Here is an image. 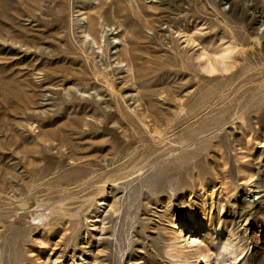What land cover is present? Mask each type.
I'll return each mask as SVG.
<instances>
[{
  "label": "rangeland",
  "instance_id": "rangeland-1",
  "mask_svg": "<svg viewBox=\"0 0 264 264\" xmlns=\"http://www.w3.org/2000/svg\"><path fill=\"white\" fill-rule=\"evenodd\" d=\"M0 264H264V0H0Z\"/></svg>",
  "mask_w": 264,
  "mask_h": 264
},
{
  "label": "bare ground",
  "instance_id": "bare-ground-1",
  "mask_svg": "<svg viewBox=\"0 0 264 264\" xmlns=\"http://www.w3.org/2000/svg\"><path fill=\"white\" fill-rule=\"evenodd\" d=\"M113 13V12H112ZM101 18V17H100ZM106 22H105V19H102L101 21H100V25H101V27L103 28V32H106L107 30L105 29V24ZM84 26V25H83ZM86 30V29H85ZM104 30H106V31H104ZM102 32V31H101ZM97 35V34H96ZM96 35L95 36H93V35H91L90 33H87V32H85L84 31V42H86V41H88V40H91L92 41V43H95V44H97V41H96ZM101 35V34H100ZM102 35H104L103 33H102ZM101 35V36H102ZM103 37V36H102ZM102 40V39H101ZM102 45V44H101ZM99 46V45H98ZM103 47H99V50L98 51H100V52H102L104 49H102ZM224 50V51H223ZM222 51L223 52H221L220 54H219V57L221 58V59H226L228 56H229V54L231 53V49H223ZM207 57V59L206 58H204V59H206V61L204 62L205 64H206V62H207V60L209 59L208 58V56H206ZM218 58V57H217ZM219 59V58H218ZM221 59H220V61H221ZM223 60V61H224ZM210 61V60H209ZM211 63H214V62H211ZM213 65V64H212ZM206 66V65H205ZM210 66V65H209ZM208 67V66H207ZM214 67V66H213ZM78 92V91H77ZM82 93V92H81ZM98 96V95H97ZM31 128H35V126L34 125H31ZM166 140V139H165ZM162 143H163V141H162ZM103 148V147H102ZM107 203L105 202V201H100L99 202V205L101 206V205H106ZM112 206V205H111ZM111 208V207H110ZM114 209H115V207H114ZM117 209V208H116ZM112 210H113V208H112ZM118 210V209H117ZM190 215L193 217V213L191 212L190 213ZM96 217H94V218H92L90 221H92L93 222V225L95 226L96 224H97V222L99 221V219H98V217H100V215H95ZM87 219H89V218H87ZM100 221H101V223H103V220H102V218L100 219ZM175 227H176V224H175ZM183 227H187V228H183ZM179 228H180V231L182 232L183 230H185V229H187V230H190L189 232H188V234H190V236H189V238H191L192 240H191V243L192 242H195V241H197V240H199L198 238H201L200 236H198V235H194L195 233H204V236H206V235H209V238H208V244L209 245H219L217 248L218 249H220V248H224V249H226L225 248V246L224 245H226V238H225V236H224V229H223V226H221L220 224L219 225H217V224H209L208 222H207V220L203 217V218H201L200 220H197V221H195V220H193V221H191V222H186L185 224H181L180 226H179ZM178 228V229H179ZM228 232L227 233H230V229L228 228V227H226L225 228ZM177 230V229H176ZM175 230V231H176ZM188 243V242H187ZM234 247V246H233ZM231 249V248H230ZM234 251V250H233ZM219 252V251H218ZM227 252L229 253V250L227 249ZM232 254V253H231ZM233 255V254H232ZM235 257H233V259H234ZM237 258V257H236ZM224 259V258H223ZM57 260V259H56ZM55 260V261H56ZM54 261V262H55ZM221 262V261H220ZM223 262V261H222Z\"/></svg>",
  "mask_w": 264,
  "mask_h": 264
}]
</instances>
